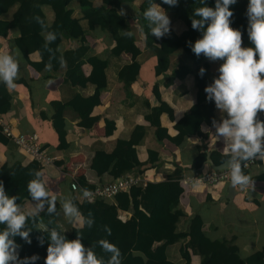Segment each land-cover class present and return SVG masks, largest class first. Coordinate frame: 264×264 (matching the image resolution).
Returning <instances> with one entry per match:
<instances>
[{"label":"trees","instance_id":"16d2710c","mask_svg":"<svg viewBox=\"0 0 264 264\" xmlns=\"http://www.w3.org/2000/svg\"><path fill=\"white\" fill-rule=\"evenodd\" d=\"M133 1L99 0L95 3V0H0V36L6 37L10 30L18 29L15 44L21 58L44 77H54L56 74L63 77L62 88L67 89L66 96L50 102V119L57 135V149L68 147L67 117L77 120V125L86 130L97 122L98 116L92 115V111L100 104V95L109 86L107 70L111 57H118L122 53L130 56V62H125L116 70V80L122 83L124 93L131 99L135 98L131 85L138 79L141 64L148 57L155 58L154 74L160 79L153 84L152 92L158 104L151 105L147 99L143 100V118L147 125H134L128 136L116 138L110 147L102 141L95 142L91 147L93 155L88 168L98 177L99 184L113 181L129 172L139 174L143 172V169L140 170L142 166L154 164L158 160V152L154 149L147 150V160L140 161L138 157L137 147L144 144L150 131L157 142L167 139L179 144L187 136L206 139L207 134L201 130V125H212L213 120H219L215 101L207 100V93L204 91L206 86L213 83L214 78H218L219 72L212 71L211 61L203 54L197 56L190 47V43L194 44L202 35L191 27V19H198L194 16V10L204 6L201 0H179L176 7L162 4V0H142L135 16L138 31L143 35L142 47L137 44L136 27L129 22L132 15L127 12L120 14L121 6ZM154 2L161 4L167 14L177 19L181 24L180 31L176 32L171 26L170 35L166 34L159 40L150 34L149 23L143 14L150 3ZM248 3L249 0H237L235 5L230 6L234 12L231 27L241 30L242 47H253L247 34ZM207 6L214 8L215 0H207ZM44 7H49L52 11L53 19L50 23L47 22ZM76 9L81 14L79 17L75 16ZM37 18L43 22V27ZM80 20L86 21V31ZM95 29L105 32L114 42L101 55L93 52L86 39V33ZM129 31L133 33L131 37L125 34ZM50 32L56 34V39L52 42L47 41ZM73 42L76 43L75 46H67V43ZM177 49L183 51L184 57L174 61L172 56ZM33 52L39 54L38 61L29 59V54ZM217 61L219 66L223 63L222 60ZM86 63L91 66L88 75L82 69ZM201 68L205 69L203 76L200 75ZM188 75L193 77L196 104L174 124L177 133L172 136L161 124L160 116L165 113L173 120V110L161 99L158 89L160 86L169 87L176 80L183 81ZM86 87H92V91L84 93L82 90ZM11 100L10 91L0 82V114L10 110ZM225 117L226 115L219 122ZM258 118L264 121V113H260ZM114 130V120L106 119L105 136H110ZM0 143L7 147L12 144L3 134L1 126ZM210 157L215 165H219L229 156L213 150ZM205 160L206 154L199 153L193 160L192 169L200 171ZM54 163L60 164L61 160L55 159ZM36 171H41V166L35 160L25 165L20 161L0 165V182L4 185L5 193L9 197L16 196V203L21 208L26 201H33L28 194L27 184L35 178ZM243 171L247 174L248 169L243 168ZM181 178L182 171L177 167L167 172L164 180L140 182L131 186L128 192H119L110 200L79 201L73 195L70 201L85 218L91 213L94 220L91 228L85 225L79 229L84 246L92 248L104 264H107L112 254L101 248V240H107L120 249L121 264H191L192 254L200 257L199 264H264V247L242 256L235 243V236L210 238L203 230V220L199 213L188 218L186 229L179 227L186 221V214L180 205V195L183 192ZM253 178L264 180V174ZM75 180L81 189L95 187L85 175H80ZM47 207L45 203L44 210L34 220L30 219L26 226L31 229L30 244L15 237L20 246L19 257L23 259L38 255L39 259L35 264H45L47 248L51 243L50 231L53 228L63 231L62 234L69 240L76 239L78 235V227L66 220L58 200L56 213L49 215ZM120 212H128L130 215L122 219ZM4 228L5 225L0 224V231ZM109 229L110 235L107 231ZM174 244H179L181 262L172 261L168 255V248Z\"/></svg>","mask_w":264,"mask_h":264},{"label":"crops","instance_id":"0c3cea01","mask_svg":"<svg viewBox=\"0 0 264 264\" xmlns=\"http://www.w3.org/2000/svg\"><path fill=\"white\" fill-rule=\"evenodd\" d=\"M95 3L98 2L95 0ZM44 12L47 22L50 23L53 19L52 11L49 7H44ZM80 15L79 10L76 9L75 16L79 17ZM80 24L86 31V21L80 20ZM18 35V29H12L6 37L0 36V54L16 53L18 48L15 44V38ZM86 39L93 52L100 55L114 45L109 36L99 29L90 33L87 32ZM69 45L75 46L76 43H67V46ZM17 59L19 60V79L15 81L16 88L10 91L12 95L10 110L0 114V119L14 134L35 133L38 136L39 144L44 146L52 156L57 157L56 159L61 160L60 164L54 163L47 166L42 172L50 193L57 197L62 207L63 202L71 200L73 195L81 201L76 193L71 191L69 181L80 175H85L88 182L99 184L98 177L88 168L90 158L93 155L92 145L97 141H102L110 147L111 142L116 138L128 136L134 125H147L143 118V111L145 110L143 100L147 99L151 105L158 104L152 89H148L149 85L150 87L153 86L160 79L154 74L155 58L148 57L141 64L138 79L131 85V92L135 96L131 99L124 93L122 83L116 80V70L125 62H130V56L122 53L118 57H111L107 70L109 86L101 93L100 104L95 106L92 111V115L98 116V120L91 129L86 130L77 125V120L67 117L66 139L68 147L66 149H57V135L52 128L50 119L52 114L50 102L61 100L67 94V89L62 88L63 77L60 74H56L54 77H44L35 68L28 65L20 55ZM29 59L38 61L40 56L37 52H33L29 54ZM146 65L147 70H144V73L143 68H146ZM218 68L219 62L211 61V70L217 72ZM82 69L84 74L88 75L91 66L86 63ZM142 71L144 76L141 75ZM187 80H191V83L187 84ZM193 84V77L188 75L183 81L176 80L169 87L160 86L158 89L161 99L173 110V120L169 119L165 113L160 116L161 124L167 128L168 133L172 136L177 133L174 124L196 104V90L193 89ZM82 91L86 94L90 93L92 87H86ZM216 115L220 120L226 113H222L216 108ZM106 119H112L115 122V130L108 137L105 136ZM219 120L216 121L217 124L220 123ZM201 130L207 134L206 139L187 136L179 144L172 143L167 139L157 142L150 131L144 144L137 147L140 161L147 160L148 149H154L158 152V160L154 164L145 165L147 181L164 180L166 173L177 167L182 171L181 181L189 178L196 172L191 165L199 153L206 154V160L201 170L212 168L208 162V158H211V151L217 150L226 154L225 145L223 140H215L213 124L203 123ZM15 161H20L25 165L31 161V158L13 142L10 147L0 143V165L3 163L11 164ZM260 174H264V160H259L248 168L246 175L251 177L253 186H249L247 189L234 187L233 194L229 192L231 182L221 181L214 185L189 184L184 186L180 181L183 188L180 195V205L186 214V221H183L179 227L186 229L188 218L199 213L203 220L205 233L210 238H217L221 235L235 236V243L242 256H247L263 248L264 180L253 178ZM35 205L36 201H26L22 210L31 211ZM129 215L128 212H120L122 219H126ZM66 220L68 221L67 218ZM168 255L172 261L181 262L179 244L170 246ZM199 262L200 257L192 254L191 264H199Z\"/></svg>","mask_w":264,"mask_h":264},{"label":"clouds","instance_id":"9594fccd","mask_svg":"<svg viewBox=\"0 0 264 264\" xmlns=\"http://www.w3.org/2000/svg\"><path fill=\"white\" fill-rule=\"evenodd\" d=\"M201 2L204 6L194 10L198 19H191V27L202 35L194 44L190 43V47L197 56L203 54L210 61H223L218 68V78H214L204 91L207 100H214L216 107L226 113L219 124L213 120V127L215 140H223L229 156L226 167L230 170L231 185L247 189L253 186V181L243 168L249 161L264 160V121L258 118L264 112V0H249L246 10L247 34L253 47H242L241 30L231 27L234 12L230 6L237 0H215L214 8L207 6V0ZM162 4L176 7L179 0H162ZM120 14L123 15V11ZM143 15L149 23L150 34L157 40L170 35L171 19L161 4L150 3ZM37 20L43 27V22L39 18ZM125 34L128 37L133 35L130 31ZM55 39V33H48V42ZM19 55V50L15 54H0V82L9 91L16 88L15 81L19 79ZM204 72L205 69L201 68L200 75L203 76ZM34 175L35 178L28 181L27 190L36 205L28 212L16 203V196L6 195L0 182V224L5 225L0 231V264H35L39 259L38 255L21 259L20 246L15 241L18 236L31 243V229L26 226L30 219L34 220L44 210L45 203L49 215L56 213L57 197L50 193L43 172L36 171ZM88 195L85 189L84 196ZM63 212L69 223L74 227L79 225L77 238L69 240L63 231L53 228L45 264H104L92 248H86L81 241L79 229L85 225L93 226L91 213L85 218L70 200L63 202ZM107 231L110 235V229ZM99 243L105 252L112 254L107 264H121L122 254L116 245L107 240Z\"/></svg>","mask_w":264,"mask_h":264},{"label":"built area","instance_id":"2783aa9c","mask_svg":"<svg viewBox=\"0 0 264 264\" xmlns=\"http://www.w3.org/2000/svg\"><path fill=\"white\" fill-rule=\"evenodd\" d=\"M0 126L5 136H7L24 154L29 156L31 160H35L40 164L41 171H43L45 167L54 164L57 157L52 156L45 148H42L39 144L38 136L35 133L14 134L1 119ZM256 161L257 159L247 162V166L244 168L248 169L250 166L256 164ZM140 181L142 183L148 182L146 176H140L135 174V172H129L113 181L95 184L93 189H87L89 192L87 197L84 196L85 189H81L79 183L75 179L69 181V187L72 192L76 193L80 200L92 202L101 199L110 200L119 192H128L131 186L140 183ZM221 181L231 182L230 170L227 167L218 170L209 168L196 171L189 178L182 179L181 182L184 186H187L189 184L214 185Z\"/></svg>","mask_w":264,"mask_h":264},{"label":"rangeland","instance_id":"374dc122","mask_svg":"<svg viewBox=\"0 0 264 264\" xmlns=\"http://www.w3.org/2000/svg\"><path fill=\"white\" fill-rule=\"evenodd\" d=\"M135 1V0H134ZM132 2L131 4H124L123 6H121V11H123V13H126L127 12V14L128 15H132V18H129V22L131 23V24H133L135 27H136V29H137V44L140 46V47H142L143 46V43H144V41H143V35L138 31L139 30V28H138V25H137V22H136V20H135V16H136V12H137V9H138V7H139V4L141 3V1L142 0H138L137 2L135 1V2ZM96 2H99V0H96ZM169 15V17H170V19H171V26H172V28L177 32V31H180V29H181V24L177 21V19L174 17V16H172L171 14H168ZM105 52V51H104ZM182 57H184V53H183V51L181 50V49H177L174 53H173V56H172V58H173V60L174 61H176V60H178V59H180V58H182ZM145 68V67H144ZM143 68V71L145 70H147V65H146V68L144 69ZM143 71H142V76H144V74H143ZM145 71H144V73H145ZM186 83L188 84H190L191 83V80H187L186 81ZM152 87L153 86H151L150 87V85L148 86V89H152ZM192 87V86H191ZM143 169V172H140L138 175H140V176H146L145 175V167H141L140 168V170H142ZM146 178H147V176H146ZM143 180H144V178H143ZM141 182V181H140Z\"/></svg>","mask_w":264,"mask_h":264},{"label":"water","instance_id":"95a60500","mask_svg":"<svg viewBox=\"0 0 264 264\" xmlns=\"http://www.w3.org/2000/svg\"><path fill=\"white\" fill-rule=\"evenodd\" d=\"M228 159H229V157L225 158L224 161L221 164H219V165H214L211 158H208V162L212 165V168L213 169L218 170V169H222V168L226 167V164H227V160ZM233 189H234V187L230 184V186H229V192H230V194H233V192H234Z\"/></svg>","mask_w":264,"mask_h":264}]
</instances>
